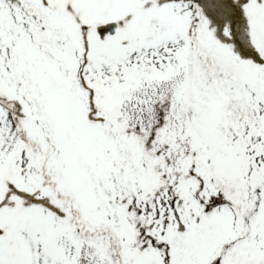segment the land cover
Returning a JSON list of instances; mask_svg holds the SVG:
<instances>
[{
	"label": "rangeland",
	"instance_id": "1",
	"mask_svg": "<svg viewBox=\"0 0 264 264\" xmlns=\"http://www.w3.org/2000/svg\"><path fill=\"white\" fill-rule=\"evenodd\" d=\"M34 1L54 30L21 16L8 21V11V24L0 21V99L16 103L23 123L3 134L13 118L0 101V264H103L102 252L57 211L70 199L80 220H97L107 233L93 244L108 250L115 231L124 238L122 264L262 259L246 234L239 241L244 230L255 237L264 226V21L247 16L264 11V0ZM111 21L119 25L103 39L96 27ZM202 58L211 75L221 68L230 78L218 84L202 75ZM171 111L191 153V165L176 166L186 179L175 178L172 193L152 175L161 159L155 132L167 130ZM122 137L128 149L117 143ZM118 145L126 173L115 165ZM234 175L250 187L230 188ZM55 192L70 198L56 203ZM131 207L146 232L135 231Z\"/></svg>",
	"mask_w": 264,
	"mask_h": 264
},
{
	"label": "trees",
	"instance_id": "2",
	"mask_svg": "<svg viewBox=\"0 0 264 264\" xmlns=\"http://www.w3.org/2000/svg\"><path fill=\"white\" fill-rule=\"evenodd\" d=\"M12 2H13V0H0V21L1 22L8 24L6 22V17L4 15H2L8 11L7 12V17H9V18H7L8 21L12 20L13 18L17 19V17L21 16L22 18L25 17L33 25H36L37 28L43 27V29L46 28V29L54 30L53 25L48 23L47 16L44 14V11L42 12V9H41L42 7L39 6L34 0H21L18 7H16L15 9H12ZM79 3H81V1H79ZM16 4H18V3H16ZM202 4L204 5L203 2H202ZM81 9H82V6H81ZM263 12H264L263 10H257L256 14H252V15L248 14L247 16L251 19L252 18L255 19L257 17L259 19L260 17H262V19L264 21ZM24 21H25V19H24ZM15 22H14V25H16ZM18 25H16V26H18ZM5 27H7V25ZM53 42H54L53 43L54 45L58 44L59 48L61 47V43L59 41H57V43H56V41H53ZM65 42H66V40H65ZM203 53H204V47H202V54ZM219 65H218V67H219ZM210 67H211V65L209 64V60L204 62V60L202 58V71H206V70L208 71V74L202 72V75H210L211 80L215 83H218V84H221L222 78H225L224 75L227 78H230L229 74L227 72H225L224 70H222L221 68H219L217 71H214V73L211 75V72L213 70L210 69ZM222 72H223V74H222ZM218 74H220V75H218ZM226 81H228V80L224 79V82H226ZM0 101L2 103H4L5 107L6 106L8 108L10 107L9 117L13 118L11 125L8 126V123H6L4 125V130H2L3 134L5 133V130L7 128H10L9 131H13V128L15 127V131L16 130L21 131L22 129L20 128V126H22L23 123H22V121L18 120V118H21V115L16 109V103L14 101H9L8 99H6V100L0 99ZM239 102L241 103V101H239ZM88 111L90 114L91 110L88 109ZM92 114H90V116H92ZM118 123H119L118 127L121 128L122 127V119L118 120ZM101 126H102V129L106 128L105 125L104 126L101 125ZM107 129H109V128H107ZM147 133H149V132H147ZM147 133L146 132L144 133L145 137H148ZM152 134H153V131H152ZM112 135L115 138L117 135H119V132H117V133L113 132ZM122 138L119 141H117V143H123L124 142L125 144H127V142L125 141V138L124 137H122ZM125 147L127 148L128 144ZM116 155H117V156H115L116 167H119V169L123 168L122 172L126 173L128 164H127V160H126V155H124L123 149L120 148V145H118V152L116 153ZM187 157H191V153ZM166 158H167L166 156H163L160 159V161H158V163L155 164V167L153 166V172H152V175L154 176V180L156 179L155 180L156 187L160 188L161 190H162V188L160 186L163 184H167L166 181L164 180V179H166L165 172L167 170H169L170 167H172V166H170L171 163ZM185 160L186 161L188 160L189 164L191 165V163H190L191 159L190 158H187ZM179 161H180V159L175 160L173 167L176 169V171L180 172V170H178L176 168V166L179 165ZM162 167H163V169H162ZM182 171H184V170L182 169ZM43 176L45 179H47V176L45 174ZM116 176L121 181L122 175H121V172L119 170L117 171ZM121 185H122V183H121ZM121 189L123 191L122 187H121ZM55 194L56 195H54V196L52 195V196L54 198V201H56V203L58 202V200H60L62 198H65V199L70 198L66 193H56L55 192ZM74 201L75 200L72 201L70 199V203L68 206H63V208L60 207L59 209H57V211H59L60 215L65 213L64 217L68 215V221H70L71 225L72 224L77 225L76 226V232L83 239V241H85L89 245H93L95 247V248L94 247L93 248L95 250L97 249L98 254L100 255V253L101 252L103 253V250L104 249L107 250V248L103 246V248L101 249L95 243L93 244V241L97 239V236H102L104 234L106 235L107 233L105 232V230H102L100 228V226H96V225H98L97 220H95V222H93V223L90 222L89 218L80 220L81 213L78 211V208L75 206ZM126 202H127V200H125V198H124V201H123L124 206H126L125 205ZM133 210H135V208L131 207L129 210V214H130V218H133L132 216H134L133 221L136 222V225L134 224L135 225V231H137V229H138L139 232L143 233L145 231L144 227H146V226H144V224L143 225L137 224V223H139L138 222L139 219L136 218L137 213H134ZM96 219H97V217H96ZM108 221H109V219H108ZM107 227H109V223H108ZM112 233H114V232L112 231ZM115 233H116V235H112L109 237V242H110L111 248H109L107 250V253L111 257V259H109V257L107 258L108 264H122L123 261L126 262L127 256H124V255H125V253L127 254V252H126L127 251V245H126L127 243H125L124 238H122V237L120 238L119 236H117L118 234L116 231H115ZM146 238H144V239H146ZM164 244H165L164 242L163 243L159 242L158 245H157V243L155 245L157 247H160L159 249L162 250L164 248L166 249V246H164ZM165 253H166V251H165ZM104 259H106V258L104 257ZM99 261H101V260L99 259ZM105 263L106 262H104V264Z\"/></svg>",
	"mask_w": 264,
	"mask_h": 264
},
{
	"label": "flooded vegetation",
	"instance_id": "3",
	"mask_svg": "<svg viewBox=\"0 0 264 264\" xmlns=\"http://www.w3.org/2000/svg\"><path fill=\"white\" fill-rule=\"evenodd\" d=\"M202 53V52H200ZM200 59V58H199ZM179 108V107H178ZM177 108V109H178ZM184 108V109H183ZM181 108V112H184L182 114H184V116L186 117L187 115V111H185V107ZM246 108L243 106V104H240L238 105V112L241 113L243 112L244 113V110ZM174 111H171V114H170V121H169V125H168V128L166 131L164 130H161V131H157L155 132L156 136L158 137L156 143L154 144L153 147H155L156 149V153L158 154L157 156H160L161 158L163 156H166L167 160L171 163L169 170H167L165 172V176H166V179H164L166 181L167 184H163L161 185L160 187L162 188L163 191H168V192H174V190H176V188H178V186H176V183L174 182V179L175 178H178V177H183L182 180H185L186 178L184 177L185 176V173L184 172H178L176 173V169L173 167L174 166V161L177 160V159H187V158H190V157H187L189 154H190V150L189 149H186V144H185V136L187 134V131L185 130V125L182 123L179 122V118L180 116L177 115L176 118L174 115H172ZM246 113H248L245 117L248 119V122H250V127L248 128L249 132H254L255 131V127H256V123H255V109L253 108L251 111H247L246 110ZM185 117H183L185 119ZM257 119V118H256ZM185 121V120H184ZM160 127V125H157ZM248 132V133H249ZM235 134H233L232 136V133L230 134V138L232 136V138L234 137V141L236 142V138L237 136H234ZM235 144H233L231 142V153H233L234 151V154L236 155V158L238 159V162L240 160L239 158V155L236 153V150H235ZM182 149V151H181ZM256 150L254 148V146L249 149L248 153H247V163H246V168H247V173H248V176L250 175V171L252 172L253 169H254V165L255 163L252 161L253 160V156H254V153ZM163 153V155H162ZM159 158V157H158ZM239 166H240V162H239ZM249 167V168H248ZM188 177L189 175L186 174ZM238 178V175H234L231 179V186L230 188H244L245 191L247 188L250 187V185L248 184V180H247V183H240V181H237L236 179ZM248 178V177H247ZM160 180V179H159ZM233 181V182H232ZM171 182H174V184H171ZM217 201H219V198L215 199ZM243 224V223H242ZM246 234V237L245 238H248L249 239V244H252V246L256 249V250H261L262 251V259L258 260V261H262V263L264 264V226H263V230H262V233H257L256 236L254 237L253 234H249L248 233V230H244L243 232V235L240 237V239ZM259 238L261 241H263L262 243L260 244H255L253 241H257L256 239ZM252 239V240H251ZM248 243V241H246ZM243 243V240L241 239V241H239V245L241 244L242 245ZM238 245V247H239ZM103 256V264L105 262V258H108L109 254L107 253V250L104 249L103 250V253L101 254ZM258 261H250L249 264H254ZM99 262V261H98Z\"/></svg>",
	"mask_w": 264,
	"mask_h": 264
},
{
	"label": "water",
	"instance_id": "4",
	"mask_svg": "<svg viewBox=\"0 0 264 264\" xmlns=\"http://www.w3.org/2000/svg\"><path fill=\"white\" fill-rule=\"evenodd\" d=\"M117 28V23L115 21L108 22L107 24H103L97 27V31L101 35V37L104 39L105 34L111 33L114 34L115 30Z\"/></svg>",
	"mask_w": 264,
	"mask_h": 264
}]
</instances>
